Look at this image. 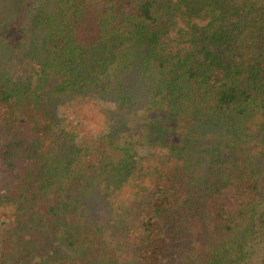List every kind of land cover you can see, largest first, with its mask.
<instances>
[{
	"label": "trees",
	"instance_id": "obj_1",
	"mask_svg": "<svg viewBox=\"0 0 264 264\" xmlns=\"http://www.w3.org/2000/svg\"><path fill=\"white\" fill-rule=\"evenodd\" d=\"M0 41V264H264V0H0Z\"/></svg>",
	"mask_w": 264,
	"mask_h": 264
},
{
	"label": "rangeland",
	"instance_id": "obj_2",
	"mask_svg": "<svg viewBox=\"0 0 264 264\" xmlns=\"http://www.w3.org/2000/svg\"><path fill=\"white\" fill-rule=\"evenodd\" d=\"M22 18L23 15H21L19 20H22ZM2 42L3 41H0V43ZM20 42L21 39H19L17 45H13L10 49L11 51H9L13 53V57L10 53L12 60H10L9 63L12 65L11 71L14 72L16 77L27 75V71L24 69V65L21 61V59L23 60V55L21 53L23 42L19 46ZM55 109L57 112V117L61 118L60 120H63V122L66 121L67 118L74 121L78 120V122L81 123L80 128H83L87 133L86 136L89 137L96 136L102 131H107L110 124L116 122L114 121L115 117L121 114L118 110V107L112 103L102 101L99 102V100L95 101L94 103L91 100L82 98L73 101L71 106L64 104L61 107L57 106ZM69 109H71V118H69ZM135 110H138L137 107L130 105L125 107L123 114L128 116L135 112ZM136 147L141 154H145L149 150V148L144 145H137Z\"/></svg>",
	"mask_w": 264,
	"mask_h": 264
},
{
	"label": "clouds",
	"instance_id": "obj_3",
	"mask_svg": "<svg viewBox=\"0 0 264 264\" xmlns=\"http://www.w3.org/2000/svg\"><path fill=\"white\" fill-rule=\"evenodd\" d=\"M69 118H71V109H69Z\"/></svg>",
	"mask_w": 264,
	"mask_h": 264
}]
</instances>
